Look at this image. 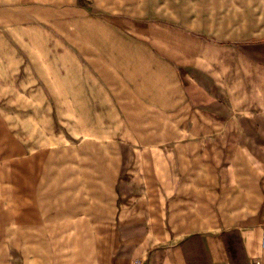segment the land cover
<instances>
[{
    "label": "crops",
    "instance_id": "1",
    "mask_svg": "<svg viewBox=\"0 0 264 264\" xmlns=\"http://www.w3.org/2000/svg\"><path fill=\"white\" fill-rule=\"evenodd\" d=\"M50 23L89 89L73 136L95 154L69 174L42 158L0 175V264L264 258V0H0V40ZM32 63L0 64V87L7 71L14 88L43 81Z\"/></svg>",
    "mask_w": 264,
    "mask_h": 264
},
{
    "label": "rangeland",
    "instance_id": "2",
    "mask_svg": "<svg viewBox=\"0 0 264 264\" xmlns=\"http://www.w3.org/2000/svg\"><path fill=\"white\" fill-rule=\"evenodd\" d=\"M68 30H71V25L66 24V32ZM38 31H34V38L29 40H0L2 68L8 69L15 67L19 61L31 60L36 69L34 75L37 77L40 75L41 61L45 70L42 73L45 79L38 80L32 88H14L16 82L14 77L17 72H2L0 87V175L2 176L8 175L10 166L16 161L22 163L27 159L36 162L42 158L53 160L51 166L44 168L46 170L48 168L49 173L53 174V171H56V160L64 159L66 174H69L72 171L70 162L76 159L77 155L83 168V165H87L85 163L92 160L95 154L88 151L85 145L90 139L88 135H82L80 138L73 136V112L80 113L77 124L80 123L84 131L90 123L91 107L87 102L89 89L72 86V60L67 54V49L72 47V41L65 39L63 46L62 41L56 39V24L50 23L48 35L44 29ZM63 47L66 52L65 73H62L64 80L57 71L56 56L57 51L62 52ZM26 48L33 49L34 54L16 55V52H24ZM44 48L49 49L47 56L41 53ZM20 96H27L30 100L20 101ZM79 142L84 144L78 152L74 144L78 145Z\"/></svg>",
    "mask_w": 264,
    "mask_h": 264
},
{
    "label": "built area",
    "instance_id": "3",
    "mask_svg": "<svg viewBox=\"0 0 264 264\" xmlns=\"http://www.w3.org/2000/svg\"><path fill=\"white\" fill-rule=\"evenodd\" d=\"M249 264H264V258L256 259V260L250 262Z\"/></svg>",
    "mask_w": 264,
    "mask_h": 264
}]
</instances>
